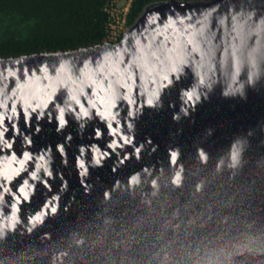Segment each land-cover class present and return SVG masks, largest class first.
Returning a JSON list of instances; mask_svg holds the SVG:
<instances>
[{"label":"water","instance_id":"95a60500","mask_svg":"<svg viewBox=\"0 0 264 264\" xmlns=\"http://www.w3.org/2000/svg\"><path fill=\"white\" fill-rule=\"evenodd\" d=\"M262 18L264 0H160L117 42L0 57V264H264ZM123 49L120 69L135 60L130 93L126 74L112 89L81 77L86 61L116 65ZM182 61L179 79L171 74L158 89L162 69ZM191 90L200 95L194 104L183 96ZM49 95L47 107H35ZM237 141L242 167L231 169ZM14 211L20 222L9 229Z\"/></svg>","mask_w":264,"mask_h":264},{"label":"trees","instance_id":"16d2710c","mask_svg":"<svg viewBox=\"0 0 264 264\" xmlns=\"http://www.w3.org/2000/svg\"><path fill=\"white\" fill-rule=\"evenodd\" d=\"M131 0L126 24L149 4ZM109 0H0V57L65 51L102 43Z\"/></svg>","mask_w":264,"mask_h":264},{"label":"clouds","instance_id":"9594fccd","mask_svg":"<svg viewBox=\"0 0 264 264\" xmlns=\"http://www.w3.org/2000/svg\"><path fill=\"white\" fill-rule=\"evenodd\" d=\"M254 14H255L254 12L248 13V19H251V17ZM237 15H239V14H237ZM157 18H158V14L150 17L149 22L150 23H155ZM236 18L237 17H235V16L233 17L234 21L236 20ZM178 19L180 20V23L183 24V22H184L183 18H178ZM189 19H190V17H189ZM221 23H223V21H221ZM175 24H176V21H174L171 18H169L167 27H173ZM261 24H264V18H262ZM157 31H159V29H157ZM200 32L202 34L203 26L200 29ZM189 42H191V41H189ZM136 44H139V40H136ZM124 51H127V49L117 50L115 52V57H116V60H117V64L116 65H112V66L107 65L105 63V60L107 59V57H104V58H101L100 60H98L97 63L95 64V66H93L91 60L86 61L84 63L83 68L80 70L81 77L89 76V74H91L89 76V79H91V77L94 76V77H98L100 80H106V81H108V85H107L108 88L112 89L114 85H117V84L121 83L120 77L122 75L126 74L127 75V83L124 86L128 88V92L130 93L132 87L135 84V73L131 71L132 65L135 64V60L129 61V63L127 65H125V67L123 69H120L119 65L123 64V62H124V55H123ZM111 55H113V54L112 53L108 54V56H111ZM186 62L187 61L174 63L171 66H169L166 71H164L162 69V71L164 73L163 76H162V80L166 81L167 83H163V82L159 83L158 84V89L162 90L164 87H167L168 84L172 83V80L170 79V75L171 74H175L176 78L178 80L179 77H180V73L183 70L180 67V63H186ZM61 67H63V66H61ZM42 71L45 74H47L48 73V68L47 67H43ZM141 78H143V77H141ZM92 83H97V81L93 80ZM201 83H203V81H201ZM17 87L18 88H22V87H24V85H22V84H20L18 82ZM241 87H242V85H241ZM56 90H57L56 88H53L52 89V93L54 94L56 92ZM80 90H81V92H83V88H81ZM2 93H3V89L0 88V94H2ZM13 94H15V93H13ZM183 96L186 97L187 101H192L193 104L200 99V95H199V93L196 90H191V91L184 92ZM69 98L71 100L76 101V103H79V99L75 95H72ZM193 98H195V99H193ZM21 99L23 100V102H24L26 107L30 106L29 105V100H28L27 97H21ZM51 99H52V95H49L47 97V99H45L41 103L35 105V107H47V103ZM159 99H160V92H159V90H156V91H154L152 93V95L149 96V98L147 100V104L150 105V106H156V103L159 101ZM5 104H6V101H0V106H4ZM35 107H33V110H35ZM14 110H15V107H13V111ZM182 111L184 112V115H188L186 109H182ZM63 112H64V109L60 108L61 115L59 117V120H60V125L61 126H63L66 123V121L63 118ZM85 115H87V113H85ZM179 118H180L179 115H174L173 116L174 120H179ZM0 119H2V117H0ZM129 127H131V125H129ZM125 143H131V140L130 139H125ZM149 143H151V141H149ZM110 147H112L113 150H115L117 145L115 143H113V144L110 145ZM242 152H243L242 143L240 141L235 142L232 145V150H231V154H230V163L228 165L229 168L238 169V168L242 167ZM139 153H140V149L138 148V149H136V158L137 159L140 158L139 157ZM198 154L200 156L201 162L202 163H206L208 157H207V154L203 151V149H199L198 150ZM179 155H180L179 148L171 151V159H172L173 163H175V161L177 160ZM101 159H102V157L101 158H96L94 160V163L96 165H98V166L101 165ZM80 166L83 167L82 164ZM219 170H220V166L218 165L217 166V171H219ZM50 174L51 173H49V175ZM82 174H86V170ZM182 174H183V168H181L179 171H177L175 173V175H174V177L172 179V184L173 185H175L177 187H179L181 185L182 179H183V175ZM8 179L10 180L11 177L9 176ZM136 182H138V174H137L136 177H133V183H136ZM117 183H119V182H117ZM152 184H153V187L155 188L156 187V182L153 181ZM203 186H204L203 182L198 183L196 185V190L198 192L201 191ZM108 195H109L108 193H105V197L106 198L108 197ZM153 195H156V192H153ZM52 211L55 212L56 209L53 208ZM43 217H44V213H40V214L36 215L35 217H33L30 220V227L28 228V231L31 232L32 229L37 226V224H42L43 223ZM12 220H13V223L7 225V227L9 229H15L16 224L20 222L19 221V217L16 215L15 211L13 212ZM4 228H5V225L0 224V240L5 238L6 233L4 231ZM76 242H77V244H82L84 241H83V239H80V240H77Z\"/></svg>","mask_w":264,"mask_h":264},{"label":"built area","instance_id":"2783aa9c","mask_svg":"<svg viewBox=\"0 0 264 264\" xmlns=\"http://www.w3.org/2000/svg\"><path fill=\"white\" fill-rule=\"evenodd\" d=\"M114 2L115 0H109L107 7L109 20L107 23V33L105 40L111 43L117 42L121 38L123 31L127 26L126 15L131 0H125L121 11L114 6Z\"/></svg>","mask_w":264,"mask_h":264},{"label":"rangeland","instance_id":"374dc122","mask_svg":"<svg viewBox=\"0 0 264 264\" xmlns=\"http://www.w3.org/2000/svg\"><path fill=\"white\" fill-rule=\"evenodd\" d=\"M125 0H115L114 6L121 11Z\"/></svg>","mask_w":264,"mask_h":264}]
</instances>
